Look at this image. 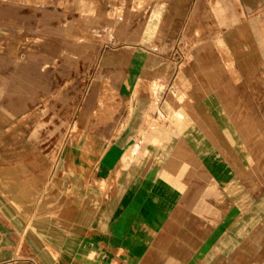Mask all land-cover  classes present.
Instances as JSON below:
<instances>
[{"label":"crops","instance_id":"crops-1","mask_svg":"<svg viewBox=\"0 0 264 264\" xmlns=\"http://www.w3.org/2000/svg\"><path fill=\"white\" fill-rule=\"evenodd\" d=\"M210 9L240 71L264 66V0H215ZM65 12L62 0H0V143L58 89L60 62L77 41ZM105 54L89 80L101 75L131 96L146 56L115 52L104 65ZM151 109H94L79 125L93 141L84 147L76 121L39 159L0 150V264H264V210L246 231L222 172L208 173L200 153L162 127L151 130Z\"/></svg>","mask_w":264,"mask_h":264},{"label":"rangeland","instance_id":"rangeland-1","mask_svg":"<svg viewBox=\"0 0 264 264\" xmlns=\"http://www.w3.org/2000/svg\"><path fill=\"white\" fill-rule=\"evenodd\" d=\"M62 6L64 23L76 24L77 41L60 62L58 89L5 132L0 150L39 159L57 150V135L76 121L74 135L84 147L93 141L79 125L94 109L150 104L149 128L162 127L199 152L208 173L221 171L224 194L237 200L235 221H249L245 230L254 229L264 210V66L244 65L241 72L233 63L214 25L221 17L210 9L215 0H62ZM216 6L225 25L230 3ZM135 51L146 62L131 96L120 95L101 75L89 80L103 54L105 65L115 52ZM72 146L65 150L69 158Z\"/></svg>","mask_w":264,"mask_h":264}]
</instances>
